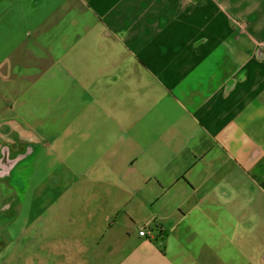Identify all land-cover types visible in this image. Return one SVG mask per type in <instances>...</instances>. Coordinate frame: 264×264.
Masks as SVG:
<instances>
[{
  "label": "crops",
  "instance_id": "1",
  "mask_svg": "<svg viewBox=\"0 0 264 264\" xmlns=\"http://www.w3.org/2000/svg\"><path fill=\"white\" fill-rule=\"evenodd\" d=\"M0 264H264V0H0Z\"/></svg>",
  "mask_w": 264,
  "mask_h": 264
},
{
  "label": "built area",
  "instance_id": "2",
  "mask_svg": "<svg viewBox=\"0 0 264 264\" xmlns=\"http://www.w3.org/2000/svg\"><path fill=\"white\" fill-rule=\"evenodd\" d=\"M148 235V232H147V229L146 228H143L141 231H140V236L142 237H145Z\"/></svg>",
  "mask_w": 264,
  "mask_h": 264
}]
</instances>
